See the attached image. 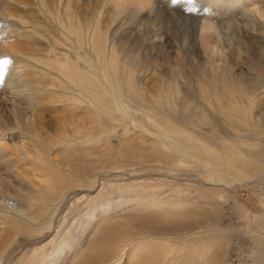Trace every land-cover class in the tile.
<instances>
[{
    "label": "bare ground",
    "instance_id": "1",
    "mask_svg": "<svg viewBox=\"0 0 264 264\" xmlns=\"http://www.w3.org/2000/svg\"><path fill=\"white\" fill-rule=\"evenodd\" d=\"M6 1L36 7L39 21L37 20L36 23L26 21L21 23L17 19L16 21L31 27L39 40L35 39L36 42L31 44L25 43L26 41L18 43L16 40V44L11 41V36H7L10 40L6 39V42L3 40L5 43H0V58L9 57L12 60L5 66L6 72L2 71L1 80L7 81L9 89L7 92L13 98V107L17 114L15 125L7 129L12 134H17L20 138L19 143L21 142L13 143L11 147L16 151L17 157L9 154L7 152L9 150L0 148V159L11 163L14 159L21 157L29 159L33 156L32 150L41 139L38 130L34 131L33 125L26 128L25 122L34 116L33 106L45 104L38 100L41 96L56 95L58 103L67 105L75 111L84 109L83 107L89 108L93 117L95 115V125L100 122L104 128L94 134L91 130L75 128L77 133H82L79 137V145L90 147L92 156H97L99 160L95 165H91V169L98 170L97 173L86 179L94 183L96 180L99 182L100 177L103 176L100 183L102 189L97 196L91 198L92 202H90L100 204L91 207L90 211L97 217L95 209L101 211V215L104 216L127 209L132 213L138 212L137 216H140L137 220L139 229L133 230L136 238L128 239V235L124 237L121 232L113 231L107 244L96 252L98 258L81 254L80 258L84 259L82 264H119L124 260L132 261L133 264H220V257L215 253L218 241L208 237L209 234L222 232L218 222L220 217L218 200L207 203L209 209L217 208L214 223L205 229L202 220L198 221L199 227L186 228V225L194 221L192 218L202 216V211L199 212L201 214L196 213L195 205L191 204L195 202L193 200L195 198L191 199V194L196 191L197 186L193 190H186L188 198H183L178 190L179 185H170L167 189V185L160 184L153 186L151 192H147L145 196L149 198L145 202H142L145 196L136 202L144 192L116 182L123 177L118 171H126V175L131 178L135 175L128 174L129 168L139 165L158 172L168 171L173 179H186L190 187L197 183L203 184L201 191L204 185L216 186L246 178L248 181L255 176L259 178L251 181L264 185V104L262 103L264 101V9H259L260 6H264V0H218L237 7L235 11L241 27L238 31H234L231 27L223 28V36L218 35L217 38V41L221 42L223 39L224 43L227 42L229 47L238 51L236 52L239 68L243 69L238 77H234L237 82L224 85L229 106L222 108L221 99L212 96L219 112L236 115L238 117L236 120L242 122L245 127L242 132L234 131L227 137L222 136L220 129L210 123L208 126L207 123L205 124L203 133L198 131L199 125L195 123L188 129L171 124L178 121L179 110L182 111L179 112L180 116L185 115L183 111L186 109L188 112L189 101L178 104L174 101V93H166L165 89L148 90L146 86L142 87L140 81L136 80L128 69L123 54L125 51L118 49L115 53L113 46L109 47L106 42L103 43V34L83 26L72 14L66 15V0L64 5L63 0H0V6ZM3 18L12 17L4 15L0 17ZM44 37L46 44L42 43ZM32 39L34 40L33 37ZM39 45H47V47ZM63 50L67 52H62ZM71 51H75V55H72ZM224 51L216 53L220 61L227 57ZM36 74L40 75V78L35 77ZM203 87L205 88V85ZM204 90L208 91V87ZM22 98L21 103L19 100ZM208 100L211 101L209 94L206 95L205 105H208ZM25 101L32 102L29 107L30 116L21 113L20 105ZM159 118H167L170 124L166 119ZM230 119L233 117L229 116L228 120ZM107 128L119 132L120 137L126 141V144H123L136 149L140 154L132 156L125 152L123 146H119L116 150L108 146L110 130ZM150 129L153 132L149 131ZM149 132L147 143L151 142V144L147 148L140 150L134 142H131L133 141L131 137L141 135L145 138L146 135L143 134ZM150 152L157 153L166 161L158 159L151 161L146 156ZM98 153L101 155L98 156ZM124 153L128 161H116L123 158ZM106 159L107 162H114L106 165ZM30 164L35 166L34 161ZM148 164L151 165L147 166ZM70 175L71 177L66 180L58 174L59 184L51 186L52 189H59L62 198L70 191L68 196L72 193V196L76 195L85 186V178L79 173L71 169ZM75 187L81 188L74 190ZM117 191L130 192L131 201L136 202L139 207L127 206L126 202L122 201V197L113 193ZM261 191L264 193V186L261 187ZM172 192L176 195L168 197ZM13 195L11 193L0 195V217L8 219L10 223H3V227L7 225L9 228L13 227L15 231V235L8 243L0 244V264H12V258L17 256L16 247L20 244L19 234L31 238L32 234L28 233V228L35 227L31 231L38 230V232L44 228L40 226L39 219L42 211L44 214L50 207L47 200L49 193L39 188L34 189L29 194L30 197ZM11 200L16 201V204L13 208H8ZM45 205H47L46 209ZM55 206L56 204L53 205ZM87 214L88 211L79 209V213L73 219L78 218L77 225H82ZM143 214L152 216L162 214L172 221L171 225L181 222L185 229L179 230V235L176 237L170 235L169 231H165V235L161 236L157 233L161 225L153 224L154 230L148 228L149 219H146V228H140ZM50 229L51 226L45 230ZM97 242L98 240L89 242L88 247L92 248ZM57 257L59 254L55 250L51 253L35 252L31 256L22 258L28 259L25 264H48ZM252 258L253 262H263L264 254L255 250Z\"/></svg>",
    "mask_w": 264,
    "mask_h": 264
},
{
    "label": "rangeland",
    "instance_id": "2",
    "mask_svg": "<svg viewBox=\"0 0 264 264\" xmlns=\"http://www.w3.org/2000/svg\"><path fill=\"white\" fill-rule=\"evenodd\" d=\"M66 2V15L72 14L83 26L103 34V43L106 42L109 47L113 46L115 53L118 49L125 51L123 54L128 69L131 75L140 81L142 87L146 86L148 90L162 89L163 91L165 89L166 93H174V101L178 104L189 101L188 112L186 109L183 111L185 115L180 116L179 112L182 111L179 110L178 121L171 122V124L188 129L192 128V124L195 123L199 125L198 131L203 133L205 124L207 123L208 126L210 123L212 126L218 127L224 137L229 136L231 132H242L245 129L243 123L236 120L238 119L236 115L219 112V108L216 107L212 98V96H216L221 99L222 108L229 106L224 85L237 82L238 80L234 77H238L243 71L239 68L238 51L229 47L223 39L221 42L217 41L218 35L223 36V28L231 27L234 31L241 28L235 11L237 7L218 0H176V2L173 0H66ZM259 9H264V6H260ZM3 15L12 18L0 19V35L2 34L0 43H5L6 39L7 41L11 39L12 42L17 40L18 43L26 41L25 43L30 44L36 42L35 39L39 40L31 27L21 24V21L32 23L39 21L36 7L6 1L0 6V17ZM43 25L47 26V24ZM1 28L3 29L1 30ZM28 29L31 30L28 31ZM7 36H11V38ZM61 41L67 43L64 40ZM42 43L46 44L45 37ZM39 46L43 47L44 45ZM220 51H224L227 56L226 60H221L222 62L216 55ZM62 52L67 51L63 50ZM71 54L75 55V51H71ZM11 62L9 57L0 58V148L9 150L7 151L9 154L17 157L16 151L11 147L13 143L20 144V138L7 129L15 125L17 114L13 107V98L7 92L9 91L7 81L1 80L3 78L2 71ZM26 75L28 74L26 73ZM29 75L31 74L29 73ZM34 76L40 78L38 74ZM43 82L46 83V81ZM204 85L205 88L208 87V91L204 90ZM205 94H209L211 98V101L208 100V105L204 104ZM145 95H149V93H145ZM39 99L45 104L33 106L34 116L25 122L26 128L33 125L34 131L38 130L41 139V142L39 141L32 150L33 156L29 159L23 157L14 159L11 163L0 159V185H2L0 186V195L11 193L25 198L30 197L29 194L37 188L49 193L47 196L50 204L49 210L44 214L42 211L39 219L40 226L44 228L39 232L38 230L31 231L35 227L28 228V233L32 234L31 238L19 234L20 244L16 247L17 256L12 258V264L27 263L28 259L22 257L31 256L35 252L51 253L55 250L59 257L48 264H82L84 259L80 258L81 254L98 258L96 252L107 244L113 231L121 232L124 237L128 235V239L136 238L133 230L139 229L137 220L140 216H137L138 212L132 213L127 209L117 214L112 212L108 216L101 215V211L95 209L98 216L95 217L92 214L90 208L100 203H90L92 202L91 198L97 196L102 189L100 183L103 176L100 177L99 182L96 180L94 183H90L86 179L97 173L98 170L91 169V165H95L99 160L97 156H92L90 147L79 145V137L82 133H77L75 128L91 130L92 134L104 128L100 122L95 125V115L93 117L92 110L89 108L83 107L84 109L75 111L67 105L58 103L56 95L48 97L43 95ZM21 100L23 98L19 102ZM27 102L29 101L20 105L22 114H31L29 107L32 102L28 104ZM262 103L264 104V101ZM229 116L233 119L228 120ZM159 119L167 120V118ZM167 121L170 124V121ZM107 129L110 130L108 146L114 150L123 146L125 152L132 156L140 154L136 149L124 145L126 141L120 137L119 132ZM149 131L153 132L152 129ZM149 134L150 132L143 134L146 135L145 138L141 135L131 137L130 139L133 140L131 142L143 150L151 144V142L147 143ZM126 153L123 158L116 161H128ZM146 156L151 161L155 159L166 161L157 153L150 152ZM31 161L35 162V166L30 164ZM105 161L107 162V159ZM113 162L108 161L106 165ZM149 165L151 164L147 166ZM71 169L85 178L86 183L76 195L72 196V193L68 196L70 191L62 198L59 189H52L51 186L59 184L58 174H61L63 179H69ZM129 170L128 174L135 176L130 178L126 175V171H118V173H122L123 177L116 183L127 184L131 189L143 191L144 193L140 194L136 202L148 191L151 192L153 186L160 184L167 185V189L170 185H179L178 190L182 193L183 198H188L186 190H193L197 186L196 191L191 194V199L195 198L193 199L195 202L191 204L195 205L196 213L202 211V216L192 218L194 221L186 225V228L199 227L198 221L202 220H204L202 225L205 226V229L214 223L217 208L209 209L207 203L218 200L220 202L218 222L222 232L209 234L208 237L218 241L215 253H218L220 257V264H264V261H252V254L255 250L264 254V193L261 191V187L264 185L252 182L259 176L251 178L252 181L251 179L247 181L246 178V180L241 179L234 183L224 182L216 186L204 185L201 191L203 184L197 183L190 187L186 179H173L168 171L158 172L139 165H134ZM80 188L75 187L74 190ZM113 193L122 197V201H125L127 206L139 207L135 204L136 202L131 201L130 192L117 191ZM174 195L176 193L172 192L168 197ZM147 198L149 197L145 196L142 202H145ZM24 201H28V199H24ZM15 204L16 201L11 200L8 208H13ZM54 204H56L55 207H53ZM44 208L46 209L47 205ZM79 209L88 211L82 225H77L78 218L77 220L73 219L79 213ZM141 216L144 218L140 223V228L145 229L146 219H149L148 228L151 227L154 230L153 224L161 225L160 230H157L161 236L165 235V231H169L170 235L176 237L179 235V230L185 229L181 222L171 225L172 221L166 219L162 214H153V216L143 214ZM6 222L10 224L8 219L0 217V244L8 243L15 235L13 227L9 228L7 225L3 227V223ZM49 226L51 229L46 231L45 229ZM96 240H98L97 244L89 248V242ZM119 264H133V262L124 260Z\"/></svg>",
    "mask_w": 264,
    "mask_h": 264
},
{
    "label": "snow or ice",
    "instance_id": "3",
    "mask_svg": "<svg viewBox=\"0 0 264 264\" xmlns=\"http://www.w3.org/2000/svg\"><path fill=\"white\" fill-rule=\"evenodd\" d=\"M173 2H176V0H173ZM5 63H7V61H5Z\"/></svg>",
    "mask_w": 264,
    "mask_h": 264
}]
</instances>
